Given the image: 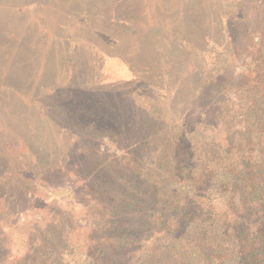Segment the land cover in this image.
I'll list each match as a JSON object with an SVG mask.
<instances>
[{"label": "rangeland", "instance_id": "1", "mask_svg": "<svg viewBox=\"0 0 264 264\" xmlns=\"http://www.w3.org/2000/svg\"><path fill=\"white\" fill-rule=\"evenodd\" d=\"M240 1L246 3L249 18L261 0H0V264H75L80 257H92L87 251L97 237L107 244L118 237L103 226V198L129 194L135 171L130 156L143 146L140 134L130 132L117 140L105 134L116 126L89 110V104L71 107V100H65L72 83L99 87L132 80L128 72H119L128 70L121 60L97 58L100 47L132 60L137 38L142 51L133 56L134 64L143 68L155 63L165 71L164 80L154 84V78L149 87L152 98L138 87H130L125 103L113 98L112 109L125 105V114L137 112L134 126L146 129L147 124L149 131L159 122L157 117L147 119L151 112L157 116L150 107L159 103L165 115L162 128L173 124L193 133V121L206 118L205 135L219 133L213 113L221 95L202 78L214 64L211 34L218 37L222 24L209 21L208 30L206 19L194 13L203 9L210 18L219 11L226 19L225 12L235 9L243 17ZM120 5L126 8L124 24L115 26ZM97 9L99 17L109 18L108 26L88 23L83 16ZM201 32L208 34L204 47L198 38L193 40ZM111 38H120L123 47L110 45ZM218 43L214 49L227 59V38ZM232 59L239 67L244 56ZM104 180L111 187L96 196L95 185Z\"/></svg>", "mask_w": 264, "mask_h": 264}, {"label": "trees", "instance_id": "2", "mask_svg": "<svg viewBox=\"0 0 264 264\" xmlns=\"http://www.w3.org/2000/svg\"><path fill=\"white\" fill-rule=\"evenodd\" d=\"M245 4H237L243 17L235 9L225 12L228 21L219 11H213L210 18L203 9L194 13L206 19L208 30L210 22L222 24L218 37L209 33L214 42L209 52L214 64L209 66L207 77L202 78L206 87L219 90L221 95L220 107L213 113L219 133L205 135L203 128L210 123L204 122L206 118L193 121V133L176 129L173 124L162 128L165 115L159 103L150 107L158 114L153 116L151 112L147 119L157 117L159 122L152 123L149 131L147 124L146 129L133 125L135 115V122H139L137 112L125 114V105L112 109L114 97L125 103L132 92L130 87H138L152 98L149 87L153 79L154 84L164 80V69L155 63H147L143 68L134 64L133 56L142 51L137 38L132 60L130 55L125 59L104 51L105 46L100 47L102 56H97L101 61L121 60L128 70L121 68L119 72H128L132 80L104 82L99 87L72 83L66 91L69 93L65 100H71V107L81 102L89 104V110H95L99 117L116 126L106 135L119 140L130 132L139 133L138 142L143 145L131 151L135 171L131 170L127 185L129 194L119 199L103 198L107 210L103 226L112 235L118 232V237L112 244L97 237L87 251L92 257H80L75 264H264V0L252 7L249 18L248 10H243ZM120 6L115 26L124 24L122 14L126 8ZM99 10H94V14L85 11L83 16L88 23L101 21L108 26L109 18L99 17ZM101 13L106 15L108 10L102 8ZM207 36L201 32L193 40L198 38L204 47L203 39ZM226 38L223 50L227 49L229 57L224 59V52L214 46ZM111 39L110 45L123 47L120 38ZM235 55L244 56L239 67L233 66ZM105 72L107 77L111 75L106 69ZM160 144L166 147L160 149ZM108 183L112 184L104 180L95 185L99 188L96 196L111 187ZM132 243L135 246H130Z\"/></svg>", "mask_w": 264, "mask_h": 264}]
</instances>
